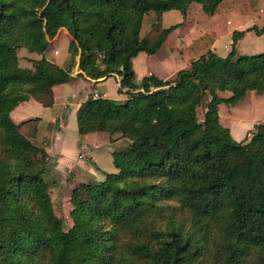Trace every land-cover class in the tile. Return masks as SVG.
<instances>
[{
	"label": "trees",
	"instance_id": "trees-1",
	"mask_svg": "<svg viewBox=\"0 0 264 264\" xmlns=\"http://www.w3.org/2000/svg\"><path fill=\"white\" fill-rule=\"evenodd\" d=\"M224 0H0V264H264V121L236 141L218 105L264 91V52L225 57L207 50L176 76L135 80L132 59L155 54L179 23L140 36L149 11L207 15ZM70 36L64 67L44 52L58 30ZM41 54L21 67L18 49ZM77 76H118L124 100L80 104L78 132L126 139L111 152L117 172L80 183L72 225L54 212L51 163L10 112L30 97L52 102V87ZM230 91L224 99L217 91ZM204 106L203 119L197 117ZM53 178V177H52ZM55 184V181H54Z\"/></svg>",
	"mask_w": 264,
	"mask_h": 264
},
{
	"label": "crops",
	"instance_id": "crops-1",
	"mask_svg": "<svg viewBox=\"0 0 264 264\" xmlns=\"http://www.w3.org/2000/svg\"><path fill=\"white\" fill-rule=\"evenodd\" d=\"M197 4L192 2L188 6L186 17L181 16L182 19L177 21L180 25L175 30L182 28L187 23L189 27L191 23L196 26L202 20L201 29L196 26L197 31L192 32L193 36L190 34L186 37L187 39H180L178 46L167 42L169 36L175 31L173 30L155 54L148 56L145 52H139L132 59L136 82L150 73L163 80L173 79L179 69L189 67L193 60L207 50L225 57L230 51L234 30L241 31L253 26L258 28L264 26V0H224L212 15L202 12L200 4ZM194 7L197 12L196 17L191 16ZM205 15L206 17H204ZM61 29L66 30L65 28ZM178 35L184 37V34L178 33ZM222 35L226 38L220 44L218 37ZM165 46L169 49H166ZM236 51L238 54L263 53L264 33L257 35L254 31L245 32L236 44ZM57 54H54V50L49 56L44 52V56L49 61L64 67L68 54L61 64L53 61ZM41 57V54L26 50L21 56L18 55V62L21 67L32 68V60ZM141 58V69H137L135 62ZM171 59L178 61L180 66H175L169 73L163 72L157 65L156 67H153V64L147 65L149 60L162 64ZM21 61L24 63L22 64ZM77 73L78 69L75 68L71 80L52 87L51 104L44 105L30 97L28 100L20 102L10 112L11 119L19 125L21 132L33 142L41 145L48 153L51 163L50 175L55 181L54 189L58 195V202L61 208L63 205L64 208L67 206L69 211L72 206L67 190H73L80 183H88V179L102 181L105 173L115 172L116 168L112 162L111 152L124 147L127 143L126 139L120 136H115L114 140L110 141L109 134L103 131L79 134L76 121L77 109L91 90L98 96L108 98L105 90L97 88H101L107 81L113 80L116 89L114 98L124 100L127 95L117 92L118 76L91 80L79 77ZM216 93L224 99L231 95L227 90ZM218 116L220 124L229 129L234 140H244L256 123L264 121V91H248L236 104L220 103Z\"/></svg>",
	"mask_w": 264,
	"mask_h": 264
},
{
	"label": "rangeland",
	"instance_id": "rangeland-1",
	"mask_svg": "<svg viewBox=\"0 0 264 264\" xmlns=\"http://www.w3.org/2000/svg\"><path fill=\"white\" fill-rule=\"evenodd\" d=\"M191 16L192 17L197 16V12H196L195 7L192 8ZM204 17H206V15ZM181 19H182L181 15H180L179 11H177V10H170V11H166V12H162V13H156L154 11H149L144 16V20L142 22V27L140 30V36L141 37H143V36L155 37L156 34L159 32V30H161L162 28L168 27L170 25H173ZM200 22L202 23V20ZM201 23L196 25V26H198L199 29H201V27H202ZM196 26H194L192 23H191L190 27H189L188 23L183 25L182 28L172 32L173 34H171L169 36V38L167 39V42L168 43L170 42L174 46H178V42L180 39L184 40L190 34H191V36H193L192 32L197 31ZM187 31H188V33H187ZM178 33L184 34V37H182L181 35H178ZM178 36H180V37H178ZM225 38L226 37L224 35L218 37V42H220V44H222V42H224ZM69 40H70V36L66 32V30L60 29L58 31L57 35H55V38L50 40L48 48L45 51L46 55L49 56V54L52 53V50H56L58 52V54L55 56V59L53 61H56L58 64H61L63 62L64 58L68 54ZM165 48L169 49L167 46H165ZM23 52H26V50L25 49H19L18 55L21 56L23 54ZM21 60H22V58H21ZM141 61H142V58L135 62L137 69H141V67H140ZM21 63L23 64L24 62L21 61ZM151 64H153V67H156V65H157L165 73H169L171 70L174 69L175 66H180L179 62L175 61L173 59L169 60L168 62L162 63L163 65L161 63L157 64V63H154L153 61L149 60L147 65H151ZM74 70H75V68L73 69V72H74ZM97 89L98 90L99 89L105 90L106 91V97L111 98V99H115L114 95L116 93V89H115V82L113 80L107 81L105 83V86H103L101 88L98 87ZM93 92L94 91L91 90L88 93V95L92 94ZM204 111H205L204 106H198L197 117H198L199 121H201L203 119ZM115 172H117V169H115ZM111 173H113V172H111ZM49 175H50V173H49ZM48 179L50 181V179L52 180L53 178L49 176ZM88 182L89 183H92V182L95 183V182H100V181H98V179L96 181L94 179H88ZM54 188H55V184H54V181L52 180L50 183V195H51V198L53 201L54 212L57 216H59L63 219L66 227H70L72 225V219L69 215L70 211L68 210L67 206H65V208H64V205L62 206V208L60 207V203L58 202L59 201L58 195H56ZM71 191L72 190H70V189L67 190V192H68L67 194L71 195Z\"/></svg>",
	"mask_w": 264,
	"mask_h": 264
},
{
	"label": "built area",
	"instance_id": "built-area-1",
	"mask_svg": "<svg viewBox=\"0 0 264 264\" xmlns=\"http://www.w3.org/2000/svg\"><path fill=\"white\" fill-rule=\"evenodd\" d=\"M58 52L56 50H54V54H57ZM94 97H98V95L96 93H93Z\"/></svg>",
	"mask_w": 264,
	"mask_h": 264
}]
</instances>
